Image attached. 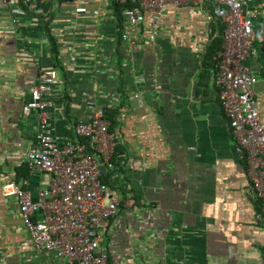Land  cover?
Instances as JSON below:
<instances>
[{
  "label": "crops",
  "instance_id": "1",
  "mask_svg": "<svg viewBox=\"0 0 264 264\" xmlns=\"http://www.w3.org/2000/svg\"><path fill=\"white\" fill-rule=\"evenodd\" d=\"M77 1L87 14H74ZM244 2L264 31V0ZM28 7L0 9V264H63L34 250L15 197L1 192L24 179L20 168L35 130L21 106L48 70L62 82L48 124L58 143L73 141L76 124L93 114L83 93L119 111L115 167L103 168L120 198L101 237L109 264H264V213L214 84L224 25L210 2L167 5L154 40L147 23L131 27L122 14L119 23L113 0H59L37 14ZM255 46L246 64L259 79L264 123V41ZM26 178L36 198L46 176Z\"/></svg>",
  "mask_w": 264,
  "mask_h": 264
},
{
  "label": "built area",
  "instance_id": "2",
  "mask_svg": "<svg viewBox=\"0 0 264 264\" xmlns=\"http://www.w3.org/2000/svg\"><path fill=\"white\" fill-rule=\"evenodd\" d=\"M31 6L56 4L59 0H23ZM199 0H113L122 7V17L131 27L148 24L149 38L160 35L165 8H180ZM224 25L222 46L217 53L214 84L229 121L236 151L244 156L249 187L264 213V123L255 94L258 77L246 64L256 55V42L264 41L257 13L244 11V0H208ZM20 0H0V9L18 13ZM75 15L87 14L77 1ZM123 40L129 41L127 35ZM56 70L40 74L22 104L24 118L34 123L35 144L27 152L29 176L44 174V185L33 198L29 178L1 187L4 198L15 197L23 227L35 251L54 255L63 264H109L107 248L101 245L107 223L118 212L120 198L103 182V168L113 171L118 145L110 122L96 98L83 93L85 106L93 110L74 128L75 139L58 143L49 131L50 110L61 85ZM118 108L117 104H112ZM84 140L85 143H82ZM90 153V154H89ZM264 260V253H263Z\"/></svg>",
  "mask_w": 264,
  "mask_h": 264
},
{
  "label": "trees",
  "instance_id": "3",
  "mask_svg": "<svg viewBox=\"0 0 264 264\" xmlns=\"http://www.w3.org/2000/svg\"><path fill=\"white\" fill-rule=\"evenodd\" d=\"M20 4H21L22 7L29 9V7H28V5H30L29 3H25L23 0H20ZM47 5L48 4H38L36 6L34 12L37 14L39 11H41L43 9H46L47 8ZM115 6H116L115 7V10L117 12V16L118 17L120 16V18H118V22L121 23L122 22V17H121L122 7H119L116 4H115ZM44 27H45L46 35L49 38V41H50V44H51V52H52V54H57L56 42H55L54 38L49 33L50 32L49 22L46 21V24H44ZM120 28H121V26H120ZM220 45H222V42L220 43ZM220 48L218 49V51L220 50ZM218 51H217V53H218ZM59 65H60L59 64V61H58V59L56 57V63L54 65V67H60ZM104 112H105V116L107 117V119L110 122V131L112 132V130L115 127L116 118L118 117L119 111L117 109H115V110L114 109L113 110H111V109H105ZM21 165H22V167L20 168L21 175H22V177L26 178L29 175V170H28L27 164L26 163H23ZM103 176H104V172H103ZM105 180L103 179V182L104 183H106Z\"/></svg>",
  "mask_w": 264,
  "mask_h": 264
}]
</instances>
